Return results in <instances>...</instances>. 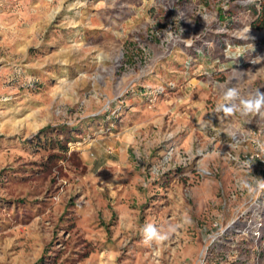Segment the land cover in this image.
Wrapping results in <instances>:
<instances>
[{
	"label": "rangeland",
	"instance_id": "1",
	"mask_svg": "<svg viewBox=\"0 0 264 264\" xmlns=\"http://www.w3.org/2000/svg\"><path fill=\"white\" fill-rule=\"evenodd\" d=\"M258 1L0 0V264H264Z\"/></svg>",
	"mask_w": 264,
	"mask_h": 264
},
{
	"label": "clouds",
	"instance_id": "2",
	"mask_svg": "<svg viewBox=\"0 0 264 264\" xmlns=\"http://www.w3.org/2000/svg\"><path fill=\"white\" fill-rule=\"evenodd\" d=\"M223 101L224 103L217 105V111H223L225 115H231L235 112H240L243 115L261 114V109H264V93L259 90L251 94L248 98H244L240 95L238 88H227L223 94ZM238 186L241 189L248 188L252 190V186L243 179L238 181ZM256 186L258 189H264V179L258 178L256 180ZM175 231V225L170 224L166 229L161 230L149 223L142 228V235L146 244L155 242L157 245H160L167 241Z\"/></svg>",
	"mask_w": 264,
	"mask_h": 264
},
{
	"label": "trees",
	"instance_id": "3",
	"mask_svg": "<svg viewBox=\"0 0 264 264\" xmlns=\"http://www.w3.org/2000/svg\"><path fill=\"white\" fill-rule=\"evenodd\" d=\"M257 6V13L255 15V18L253 19L254 25H257L258 28H264V0H259L256 2ZM230 47V44H228ZM224 50H228L227 47L224 48ZM264 215L259 214L257 216V222L254 226L255 229H252L249 225L248 221H243L237 224V227L239 229V232L241 234V237H244L247 240L255 241L262 240L264 241Z\"/></svg>",
	"mask_w": 264,
	"mask_h": 264
}]
</instances>
